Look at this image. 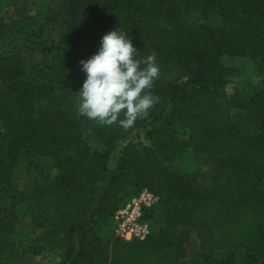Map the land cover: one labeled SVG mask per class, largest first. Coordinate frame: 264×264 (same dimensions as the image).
<instances>
[{"label": "trees", "instance_id": "1", "mask_svg": "<svg viewBox=\"0 0 264 264\" xmlns=\"http://www.w3.org/2000/svg\"><path fill=\"white\" fill-rule=\"evenodd\" d=\"M180 3L61 0L45 17L7 22L0 15V202L30 204L33 254L60 251L54 264H190L185 243L194 234L223 253L219 264H236L238 250L240 264H264V81L247 99L238 89L228 95L233 70L225 64L264 62V0H202L199 18L218 16V26L182 22ZM115 28L126 31L138 58L155 51L160 65L151 89L159 101L128 128H104L76 112L85 78L79 61ZM233 109L245 111L242 122L232 120ZM249 124L256 125L251 134ZM138 132L142 141H128ZM186 152L214 158L225 181L204 189L172 170ZM22 153L51 159L56 175L22 192L9 176ZM142 188L159 197L146 216L150 234L101 238L96 226L109 229L112 214ZM15 224L0 217V264L19 258L8 240Z\"/></svg>", "mask_w": 264, "mask_h": 264}, {"label": "rangeland", "instance_id": "2", "mask_svg": "<svg viewBox=\"0 0 264 264\" xmlns=\"http://www.w3.org/2000/svg\"><path fill=\"white\" fill-rule=\"evenodd\" d=\"M60 2L61 0H1L0 15L7 22L22 21L29 16L35 15L45 17ZM201 2L202 0H181V5L178 9L179 19L193 26H198L199 24L218 26L221 22L218 16H212L207 21L199 18ZM161 22H164V19ZM49 33L56 40L59 35V30L56 27H52L49 29ZM26 54V57L31 55L30 52ZM32 54L37 56L38 52L34 51ZM225 64L233 70L226 86L230 88L228 92L230 95L233 94L235 89H238L243 94V98L247 99L252 90L262 86V82L264 81V62L253 61L245 57H235L227 59ZM3 88L4 85L0 82V90ZM77 104L78 98L76 106ZM45 105L46 101L44 100L36 101L37 107ZM166 105L164 113L168 110V102ZM244 112L243 109L231 110L232 120L242 122ZM93 121L104 128H109L112 125ZM255 129V124L246 125V132L248 134L255 132ZM138 138V134H132L128 141L135 142ZM123 146L124 143H119L118 148ZM114 161L112 160L111 162L110 172L115 170ZM170 166L172 170L185 177L197 179L204 189L221 184L226 178L225 172L216 167L214 158L210 156H200L186 152L174 157ZM56 173L51 159L44 156L22 153L9 176L16 188L22 192H27L35 182H39L46 177L53 178ZM5 213L13 216L15 219V229L8 236V240L19 251V258L11 261L10 264H54L60 261L62 256L60 251L43 249L33 254L32 246L37 231L31 225L30 204L27 201H22L16 205H12L7 200L0 202V217ZM96 231L103 239L110 237V232L106 224H98ZM185 248L190 264H196V261H203L204 264H219L220 259L223 258V253L203 247L194 234L190 235L189 240L185 243ZM242 260L243 252L239 250L235 251L236 264H240Z\"/></svg>", "mask_w": 264, "mask_h": 264}, {"label": "clouds", "instance_id": "3", "mask_svg": "<svg viewBox=\"0 0 264 264\" xmlns=\"http://www.w3.org/2000/svg\"><path fill=\"white\" fill-rule=\"evenodd\" d=\"M137 53L126 31L115 28L100 37L97 51L79 61L85 78L76 91L78 115L128 128L147 114L160 99L151 91L160 65L155 51L139 58Z\"/></svg>", "mask_w": 264, "mask_h": 264}, {"label": "built area", "instance_id": "4", "mask_svg": "<svg viewBox=\"0 0 264 264\" xmlns=\"http://www.w3.org/2000/svg\"><path fill=\"white\" fill-rule=\"evenodd\" d=\"M229 90L230 88L226 87L228 95ZM134 134H138V139L143 140V132ZM158 203L159 197L147 188H142L131 195L111 216L109 226L111 238L126 242L145 239L150 234L147 212L154 209Z\"/></svg>", "mask_w": 264, "mask_h": 264}, {"label": "crops", "instance_id": "5", "mask_svg": "<svg viewBox=\"0 0 264 264\" xmlns=\"http://www.w3.org/2000/svg\"><path fill=\"white\" fill-rule=\"evenodd\" d=\"M187 260L189 259V257L187 256V258H186ZM190 259H191V257H190Z\"/></svg>", "mask_w": 264, "mask_h": 264}]
</instances>
